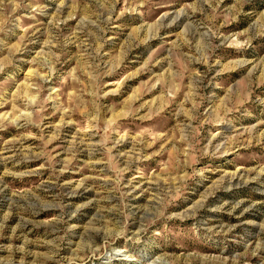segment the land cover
I'll list each match as a JSON object with an SVG mask.
<instances>
[{
    "label": "rangeland",
    "instance_id": "374dc122",
    "mask_svg": "<svg viewBox=\"0 0 264 264\" xmlns=\"http://www.w3.org/2000/svg\"><path fill=\"white\" fill-rule=\"evenodd\" d=\"M0 264H264V0H0Z\"/></svg>",
    "mask_w": 264,
    "mask_h": 264
}]
</instances>
